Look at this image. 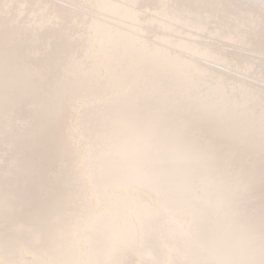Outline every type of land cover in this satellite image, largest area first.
<instances>
[{
    "label": "snow or ice",
    "instance_id": "6c2138e0",
    "mask_svg": "<svg viewBox=\"0 0 264 264\" xmlns=\"http://www.w3.org/2000/svg\"><path fill=\"white\" fill-rule=\"evenodd\" d=\"M101 142L134 174L210 161L264 264V0H0V264L59 242L45 219Z\"/></svg>",
    "mask_w": 264,
    "mask_h": 264
},
{
    "label": "bare ground",
    "instance_id": "6f19581e",
    "mask_svg": "<svg viewBox=\"0 0 264 264\" xmlns=\"http://www.w3.org/2000/svg\"><path fill=\"white\" fill-rule=\"evenodd\" d=\"M74 151L80 152L78 145ZM72 172L76 186L45 219L61 239L52 249L21 244L17 251L26 264H54V257L55 264H180L185 255L253 264L257 234L239 219L226 180L210 161L145 154L134 174L126 158L101 142L91 156L80 152ZM185 204L191 218L183 209L169 211ZM189 220L190 230L183 231ZM20 229L33 231L30 224Z\"/></svg>",
    "mask_w": 264,
    "mask_h": 264
},
{
    "label": "clouds",
    "instance_id": "9594fccd",
    "mask_svg": "<svg viewBox=\"0 0 264 264\" xmlns=\"http://www.w3.org/2000/svg\"><path fill=\"white\" fill-rule=\"evenodd\" d=\"M214 262L215 259L212 258H193L189 255H185L181 257L180 264H214Z\"/></svg>",
    "mask_w": 264,
    "mask_h": 264
}]
</instances>
